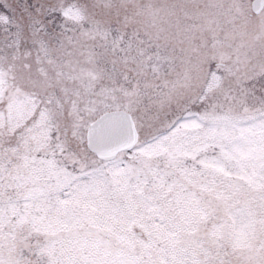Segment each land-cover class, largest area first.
<instances>
[{"label":"rangeland","instance_id":"rangeland-1","mask_svg":"<svg viewBox=\"0 0 264 264\" xmlns=\"http://www.w3.org/2000/svg\"><path fill=\"white\" fill-rule=\"evenodd\" d=\"M253 1L9 0L19 27L0 28V136L19 152L0 168V264H197L217 244L264 264ZM102 98L140 134L110 163L87 148ZM185 104L194 118L173 127Z\"/></svg>","mask_w":264,"mask_h":264},{"label":"snow or ice","instance_id":"snow-or-ice-1","mask_svg":"<svg viewBox=\"0 0 264 264\" xmlns=\"http://www.w3.org/2000/svg\"><path fill=\"white\" fill-rule=\"evenodd\" d=\"M258 3L264 5V0H258ZM15 16L16 12L9 0H0V28L5 30H10L13 27L18 28L19 25L14 19ZM31 26L36 36L43 38L52 35L48 32L47 25L40 18L31 19ZM194 115L193 107L185 104L179 109H174L170 113L169 118L175 120L173 127H176L187 122L188 119L194 118ZM134 137L135 129L129 123L128 115L123 105L115 100L102 98L96 105L95 115L87 130L89 147L103 154L110 150L112 146L130 142Z\"/></svg>","mask_w":264,"mask_h":264},{"label":"flooded vegetation","instance_id":"flooded-vegetation-1","mask_svg":"<svg viewBox=\"0 0 264 264\" xmlns=\"http://www.w3.org/2000/svg\"><path fill=\"white\" fill-rule=\"evenodd\" d=\"M7 136H0V140L4 141L3 145L0 147V168H7L10 162L16 160L18 155V150H15L16 142L11 143ZM139 237H143V233H139ZM198 236L196 237V241L198 240ZM218 245V244H217ZM213 248H208L209 253L216 252L215 254H210L208 258L202 262L197 264H240L241 259L236 257L237 253H233V256L224 254L223 247L218 245ZM220 246V247H219ZM204 258V257H203ZM240 261V262H239Z\"/></svg>","mask_w":264,"mask_h":264},{"label":"water","instance_id":"water-1","mask_svg":"<svg viewBox=\"0 0 264 264\" xmlns=\"http://www.w3.org/2000/svg\"><path fill=\"white\" fill-rule=\"evenodd\" d=\"M264 9V5H260L258 3V0H255L253 2V11L255 14H260ZM128 115V120H129V123L134 127L135 129V137L130 141V142H127V143H124V144H121L119 146H112L110 150L104 152L103 154H100L98 153L97 151H95L93 148L89 147V149L95 153L99 159L101 160H104V161H111V160H114L118 154H120L121 152H125V151H132L136 145L138 144L139 142V133L137 131V128H136V125H135V122L133 120V117L131 114L127 113Z\"/></svg>","mask_w":264,"mask_h":264}]
</instances>
